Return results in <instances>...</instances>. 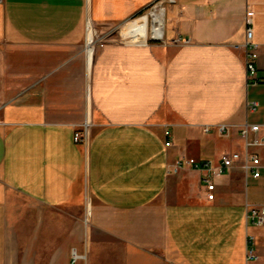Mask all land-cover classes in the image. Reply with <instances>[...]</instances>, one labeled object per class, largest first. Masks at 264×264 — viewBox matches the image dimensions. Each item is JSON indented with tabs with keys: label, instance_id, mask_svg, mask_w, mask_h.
<instances>
[{
	"label": "crops",
	"instance_id": "0c3cea01",
	"mask_svg": "<svg viewBox=\"0 0 264 264\" xmlns=\"http://www.w3.org/2000/svg\"><path fill=\"white\" fill-rule=\"evenodd\" d=\"M156 1L0 0V264H246L247 235L264 264V167L218 170L264 123L236 46L247 14L264 77V0H176L141 38ZM186 158L211 161L213 199Z\"/></svg>",
	"mask_w": 264,
	"mask_h": 264
},
{
	"label": "built area",
	"instance_id": "2783aa9c",
	"mask_svg": "<svg viewBox=\"0 0 264 264\" xmlns=\"http://www.w3.org/2000/svg\"><path fill=\"white\" fill-rule=\"evenodd\" d=\"M164 2L169 4H174L176 0H158L150 6L149 14L151 15V29H150V39L161 40L164 37V34L153 35V28L157 27L159 22L158 20L153 19V15L159 11L162 7L161 4ZM164 10V8H162ZM164 13V12H163ZM162 27H163V17H162ZM86 48L90 46L93 42L96 41L92 36L90 37V44L88 45V38ZM88 45V46H87ZM242 49L244 67L246 73V81L248 85H259L264 81V77L259 73L258 69V58L260 46L253 40V30H252V21L251 18L246 14L244 21V40L241 44L236 45ZM257 102L250 101L247 103V109L249 111H255L257 109ZM214 130L223 137H228L233 128L232 124L220 123L215 125ZM239 133L244 142V151L243 153L239 152H230L223 154L220 158V163L218 170L223 172L224 170L230 168L234 161L242 159L241 167L245 173L246 177L259 178L261 176L262 165L261 159L255 153H252L250 149L254 147L264 146V123H249L245 122L239 127ZM205 132L212 130V127L205 126L203 128ZM86 137V125L83 126V129L77 130L74 132V140L80 142ZM168 145L169 142H166ZM189 165L192 168L203 169L208 172L207 176L203 178V182L207 189L208 199H213L214 194L212 190L214 189V183L211 180L210 173L212 172V164L209 160L197 161L194 158L178 159L173 167V170L176 171L182 165ZM247 220L250 224L255 226L264 225V203L260 205H253L247 208ZM83 258V255H78L75 250H72V262H76L77 259ZM245 263L246 264H260L259 256L256 251V245L254 238L251 235L246 237V247H245ZM173 264V263H166Z\"/></svg>",
	"mask_w": 264,
	"mask_h": 264
},
{
	"label": "rangeland",
	"instance_id": "374dc122",
	"mask_svg": "<svg viewBox=\"0 0 264 264\" xmlns=\"http://www.w3.org/2000/svg\"><path fill=\"white\" fill-rule=\"evenodd\" d=\"M168 5H169V3L164 2L163 4H161V6H159V7L164 8V10H163V12H164L163 13V32H164V24H165L164 18H165L166 11H168L167 10L168 9ZM149 10H150V7L144 11V15H147V17L149 19L148 20V24H147V32H146L147 34H146V36H140L141 38L145 37L146 39L150 38V29H151V15L149 14ZM136 39H138V38H136ZM93 43L91 45H93ZM251 89H252V87L250 88V90Z\"/></svg>",
	"mask_w": 264,
	"mask_h": 264
},
{
	"label": "bare ground",
	"instance_id": "6f19581e",
	"mask_svg": "<svg viewBox=\"0 0 264 264\" xmlns=\"http://www.w3.org/2000/svg\"><path fill=\"white\" fill-rule=\"evenodd\" d=\"M162 17H163V9L161 8V9H159V11L157 13H155L153 15V19L158 20V22H159L158 26L153 28V30H152V34L153 35H158L159 36V35H161L163 33ZM90 37H91V35H89V37H88L89 38L88 39V45L90 44Z\"/></svg>",
	"mask_w": 264,
	"mask_h": 264
}]
</instances>
